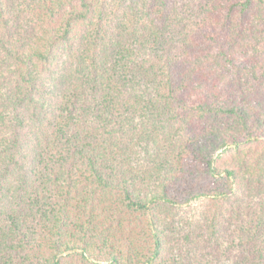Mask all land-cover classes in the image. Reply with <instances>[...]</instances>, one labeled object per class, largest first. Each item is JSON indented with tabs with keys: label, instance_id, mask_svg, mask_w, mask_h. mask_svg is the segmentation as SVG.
I'll use <instances>...</instances> for the list:
<instances>
[{
	"label": "trees",
	"instance_id": "obj_1",
	"mask_svg": "<svg viewBox=\"0 0 264 264\" xmlns=\"http://www.w3.org/2000/svg\"><path fill=\"white\" fill-rule=\"evenodd\" d=\"M264 264V0H0V264Z\"/></svg>",
	"mask_w": 264,
	"mask_h": 264
},
{
	"label": "rangeland",
	"instance_id": "obj_2",
	"mask_svg": "<svg viewBox=\"0 0 264 264\" xmlns=\"http://www.w3.org/2000/svg\"><path fill=\"white\" fill-rule=\"evenodd\" d=\"M224 264H231L230 262L224 263Z\"/></svg>",
	"mask_w": 264,
	"mask_h": 264
}]
</instances>
